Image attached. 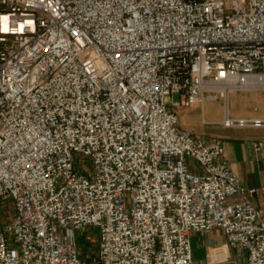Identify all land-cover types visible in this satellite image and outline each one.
Listing matches in <instances>:
<instances>
[{"label": "built area", "instance_id": "obj_1", "mask_svg": "<svg viewBox=\"0 0 264 264\" xmlns=\"http://www.w3.org/2000/svg\"><path fill=\"white\" fill-rule=\"evenodd\" d=\"M256 88L264 0H0V264H195L214 228L264 264L256 189L177 112Z\"/></svg>", "mask_w": 264, "mask_h": 264}, {"label": "crops", "instance_id": "obj_2", "mask_svg": "<svg viewBox=\"0 0 264 264\" xmlns=\"http://www.w3.org/2000/svg\"><path fill=\"white\" fill-rule=\"evenodd\" d=\"M236 90H230L227 97L218 96L215 99H224L225 111L221 114L219 120L209 121L204 114V102L197 101L187 107H178L179 123L183 128L189 129L196 134L202 132L206 137L219 138L224 147V157L228 160L233 171L240 180L249 187L256 189L252 201L264 215V124L255 125H233L225 126L223 119L227 116L232 119H264V110H259V106H264V95L256 96L243 95L239 103L243 104V111L237 114L234 111L233 116L228 110V96L238 95ZM260 91L264 89H248ZM214 92V91H213ZM212 92H204V95ZM222 105V102H221ZM201 109V110H200ZM201 116V118H200ZM213 123L211 134L203 133L201 123ZM256 144H260L256 148ZM192 247V259L195 264H233L234 260L241 259L245 253L230 247L227 244L224 232L219 228H214L206 232H193L190 235Z\"/></svg>", "mask_w": 264, "mask_h": 264}, {"label": "rangeland", "instance_id": "obj_3", "mask_svg": "<svg viewBox=\"0 0 264 264\" xmlns=\"http://www.w3.org/2000/svg\"><path fill=\"white\" fill-rule=\"evenodd\" d=\"M256 89H264V88H256ZM238 95H230L228 96V110L231 111L230 115L233 116L234 111L237 112V114H240V112L243 111V104L239 103L237 100H241L243 95H249V96H256L258 94L264 95V90L260 91H252V90H236ZM174 99H177V95H174ZM222 102V105H221ZM224 99H214V100H206L204 102V114L205 117L211 121V120H219L221 118V114L225 111L224 106ZM201 110V109H200ZM259 110H264V106H259ZM201 118V116H200ZM202 119V118H201ZM213 126V123H201V129L203 133L210 135L213 131L211 127ZM212 130V131H211ZM199 134H202V132H197ZM12 202L10 198H0V225L4 222H6L11 213H12ZM97 231L98 228L94 226H85L80 230L75 231V236L77 239V247L80 251L88 252L89 254H93L96 248L97 244Z\"/></svg>", "mask_w": 264, "mask_h": 264}]
</instances>
